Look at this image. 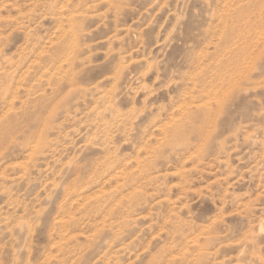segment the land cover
Returning a JSON list of instances; mask_svg holds the SVG:
<instances>
[{"label":"rangeland","instance_id":"rangeland-1","mask_svg":"<svg viewBox=\"0 0 264 264\" xmlns=\"http://www.w3.org/2000/svg\"><path fill=\"white\" fill-rule=\"evenodd\" d=\"M0 264H264V0H0Z\"/></svg>","mask_w":264,"mask_h":264}]
</instances>
